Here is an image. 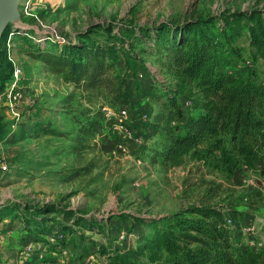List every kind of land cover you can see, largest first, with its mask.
<instances>
[{"label":"rangeland","instance_id":"obj_1","mask_svg":"<svg viewBox=\"0 0 264 264\" xmlns=\"http://www.w3.org/2000/svg\"><path fill=\"white\" fill-rule=\"evenodd\" d=\"M199 19L232 34L224 46L264 80V0L0 1V264H171L157 228L199 206L244 212L259 255L247 264H264V157L228 176L189 157L166 167L158 154L170 125L158 135L154 117L174 123L172 101L191 106L198 94L166 72L154 39L183 38ZM145 27L149 37L132 36ZM85 47L106 50L131 111L43 60Z\"/></svg>","mask_w":264,"mask_h":264},{"label":"trees","instance_id":"obj_2","mask_svg":"<svg viewBox=\"0 0 264 264\" xmlns=\"http://www.w3.org/2000/svg\"><path fill=\"white\" fill-rule=\"evenodd\" d=\"M212 23L195 20L187 28L193 30L183 38L179 34L170 39L164 40L161 35L154 39V48L159 53L166 52L164 59L161 55L162 67L168 74L187 78L198 95L191 99V106H183L178 97L171 107L168 105L175 112L174 123L173 118L172 123L166 121L164 110L152 122L158 125V135L165 131L159 126L170 125L164 135L168 140L158 153L164 166H181L189 157L231 176L244 167L258 170L257 162L264 157V80L260 79L254 61L248 60L253 66L246 61V67H241L238 54L224 46L233 35L229 33L227 38L220 23L217 22V33L204 29ZM142 30L144 35L134 30L132 36H150L149 28ZM75 55L78 59L68 61L46 52L43 60L73 83L84 82L93 90L104 87L112 95L115 108L120 104L131 111L127 107L131 96L110 72L112 63L107 62L106 50L85 47ZM141 132L145 130L142 128ZM155 143L159 146L158 141ZM260 174L264 176V166ZM186 212L193 216L183 217L185 212H179L164 219L172 227L157 228L156 243L170 254L171 264L258 262L259 255L243 237L244 212L217 206H199Z\"/></svg>","mask_w":264,"mask_h":264},{"label":"built area","instance_id":"obj_3","mask_svg":"<svg viewBox=\"0 0 264 264\" xmlns=\"http://www.w3.org/2000/svg\"><path fill=\"white\" fill-rule=\"evenodd\" d=\"M249 65L253 66V63L251 61L247 62ZM127 109H121V111L123 112V114L126 112ZM229 222H231V220H229Z\"/></svg>","mask_w":264,"mask_h":264},{"label":"water","instance_id":"obj_4","mask_svg":"<svg viewBox=\"0 0 264 264\" xmlns=\"http://www.w3.org/2000/svg\"><path fill=\"white\" fill-rule=\"evenodd\" d=\"M0 1H2V0H0Z\"/></svg>","mask_w":264,"mask_h":264}]
</instances>
